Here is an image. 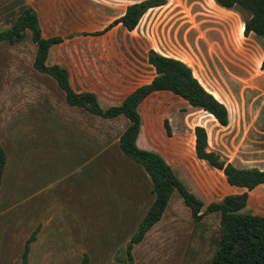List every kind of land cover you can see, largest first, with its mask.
<instances>
[{
  "label": "crops",
  "instance_id": "0c3cea01",
  "mask_svg": "<svg viewBox=\"0 0 264 264\" xmlns=\"http://www.w3.org/2000/svg\"><path fill=\"white\" fill-rule=\"evenodd\" d=\"M66 6H70L67 0H0V31L9 28L24 7H32L37 13L42 37L47 38L55 35L63 37L62 42L49 48L46 64H56L66 68L71 88L75 92H93L102 108L120 104L124 97L137 86L126 93H120L119 97L113 96L115 93L112 85H108L110 88L106 89L105 93L94 89L75 90L70 81L72 76L70 68L59 59H51L53 49L64 43L67 35L46 31L58 28H81L73 23L72 25L67 24L70 21L62 9ZM125 8L126 6L117 17L124 13ZM230 22L235 23L236 17L233 16ZM104 27L92 31H81L80 34L100 31ZM119 27L123 28L126 34H133L136 28L129 31L121 24H117L109 30ZM243 27L244 20L241 21L239 31L245 38L243 42L247 45L246 49L256 55V73L254 75L252 72L249 73V75H253L250 84L264 97V69H260V63L264 56V36L256 35L253 32L244 35ZM109 30L107 31L110 32ZM103 34L86 36L101 38ZM160 54L181 60L191 68L193 76L204 89L224 104L228 113V123L220 125L211 114L191 106L185 99L171 92L156 91L149 94L138 106L141 123L136 138L137 146L162 156L186 188L203 202L202 209L210 202L220 201L227 193L246 192V209L257 210V204L264 201V192L259 189V186H264V184H260L252 190L230 185L226 182L221 170L210 167L204 160L198 159L195 154L194 127L201 126L206 131L208 150L219 153L223 159L238 168H264V166L243 163L264 157V147H261L264 129L261 128L263 124L259 120V113L255 112L254 116L253 113L252 116L248 115L244 103L240 102V91L235 79L238 77L230 78L228 72L220 77H215L200 70V66L196 62V64H191L179 57ZM211 58L213 55H210ZM145 61L146 65L152 69L153 75L141 84L148 83L155 75L153 66L148 63L147 55ZM203 61H205V57L200 60V62ZM32 62V39L29 30L25 31L22 40L14 44L0 42V143L6 155L0 184V253L7 251L13 237L11 234L14 232L10 224L21 220L17 215L24 216L25 205L28 206L32 203L33 229L30 228L31 232L36 228L38 230L36 239L29 245L26 264H31L32 249L41 245L42 239H47L51 235L50 218L46 214L47 211L51 210L54 202L58 200L57 198H60L64 192L67 193L66 183L69 184L71 181L77 180L81 187L83 180L90 184L88 190L91 199L85 198L82 187L80 200L82 203L89 201V204H92L82 211L80 220H77V230L75 231L78 234L77 242L84 239L83 235L86 232L96 235V231L100 230L103 222L112 223L118 237L125 238L128 242L154 199L152 182L148 173L119 149V136L127 127L128 119L123 115L101 118L80 107L68 105L65 102L64 92L57 86L55 80L34 69L54 81L63 97L62 103H56L53 101L52 95L45 91L41 101L37 102L36 97L32 98ZM128 69L131 76V72H134L136 67L132 65ZM82 71L85 70L82 69ZM124 82L122 88L127 87L131 80L124 79ZM119 92L121 91L119 90ZM159 92L180 98L185 104L187 115L194 113L193 119L188 116L189 121H186L184 125L181 124V131H171L166 118L163 119L161 126L158 125L155 128L144 124L140 111L141 104L149 96ZM165 120L169 125L170 134H167L164 126ZM102 123L114 124L113 131L110 133L111 137H115L113 150H110L112 148L106 145L108 134L105 129H102ZM164 146H167V149H164ZM212 169L221 174L222 182H217L212 178ZM102 178L103 182H100ZM117 194L120 195L117 196ZM174 196H177L183 203L182 198L174 191L160 220ZM185 207L189 210L186 205ZM91 208H94L93 211ZM250 213L261 215L256 211ZM158 222L145 233L142 240L135 244L133 249L144 240ZM17 225H15V229L18 228ZM30 228L24 231L25 236H22L24 243L31 234V232L28 233ZM42 245L40 251L43 250L44 257H46L48 253L46 241ZM73 263L76 264V261ZM41 264H47V262L43 261Z\"/></svg>",
  "mask_w": 264,
  "mask_h": 264
},
{
  "label": "rangeland",
  "instance_id": "374dc122",
  "mask_svg": "<svg viewBox=\"0 0 264 264\" xmlns=\"http://www.w3.org/2000/svg\"><path fill=\"white\" fill-rule=\"evenodd\" d=\"M67 1L70 6L62 8L70 21L67 24L73 23L81 28H58L46 32L67 35L66 41L53 49L51 59H59L70 68V81L75 90L94 89L104 92L110 88L108 85H112L115 93L113 96L119 97L120 93H126L151 78L152 69L146 65L145 56L147 49L153 48L160 53L179 57L187 63L196 62L200 70L215 77L225 75L226 72L230 78L238 77L235 79L240 91V102L244 103L248 115L259 113V120L263 124L261 128L264 129V97L250 84V79L256 73V55L246 49L247 45L243 42L245 38L239 31L241 21L248 17V13L242 8L225 10L218 7L214 0H166L164 5L147 10L133 34H126L119 27L97 38L80 33L101 29L115 19L125 6L140 0ZM233 16L236 17L235 23L230 22ZM34 53L35 45L32 42V61ZM210 55L213 58L210 59ZM203 57L205 61L200 62ZM132 65L136 69L130 76L128 68ZM250 72L253 75H249ZM124 79L131 82L122 88ZM45 91L52 95L54 102L62 103V94L54 81L35 71L32 66V98L36 97L37 102L41 101ZM140 111L144 124L148 127L161 126L166 118L174 132L182 130L181 124L189 121L188 116L192 119L195 116L194 113L187 115L185 104L180 98L161 92L149 96L141 104ZM113 125L101 124L108 134L106 145L112 148L110 150H113L115 143V137L110 135ZM261 140L263 148L264 135ZM251 160L242 162L264 166V157ZM212 178L222 182L221 174L215 169H212ZM83 181L85 198L91 199L88 190L90 184ZM100 182H103V178ZM66 186L67 193L64 192L57 198L54 206L46 213L50 218L51 235L42 239V244L46 241L48 253L44 257L43 250L40 251L43 245L39 244L32 249L31 264H41L43 261L47 264H74L73 261H76L79 264L84 253L89 257V264H124V247L127 241L118 237L112 223L103 222L96 235L90 232L88 236L86 232L84 239L77 242V220H80L82 211L92 204L89 201L81 202L82 187L78 180L66 183ZM259 189L264 192V186H259ZM257 205V208L254 206L257 210L249 211L245 205L242 211H256L264 215V201ZM24 209V216L17 215L21 220L10 224L14 233L11 234L13 237L7 251L0 253V264H18L21 260L24 248L22 236H25L24 231L32 228L33 224L32 203L25 205ZM93 209L91 208L92 211ZM219 219V213L214 212L203 215L195 222L181 200L174 196L163 218L134 247V264H208L220 240ZM31 228L28 233L33 229Z\"/></svg>",
  "mask_w": 264,
  "mask_h": 264
},
{
  "label": "trees",
  "instance_id": "16d2710c",
  "mask_svg": "<svg viewBox=\"0 0 264 264\" xmlns=\"http://www.w3.org/2000/svg\"><path fill=\"white\" fill-rule=\"evenodd\" d=\"M214 2L226 9L239 7L245 10L248 17L244 20L243 34L248 35L249 32H253L264 36V0H214ZM165 3L166 0H141L128 4L124 13L113 19L102 30L82 34L100 35L117 24L132 31L148 9ZM26 30L30 31L32 42L36 47L33 68L55 80L57 86L64 92L65 102L68 105L80 107L101 118L123 115L129 121L119 136V149L148 173L154 199L125 244L124 264H134L133 246L140 242L145 233L160 220L174 191L189 208L195 222H198L203 215L219 213L220 240L208 264H264V216L242 211L247 201L246 192L226 195L220 201L210 202L202 209L203 202L186 188L162 156L151 150L139 148L136 144L141 123L138 106L149 94L156 91L171 92L185 99L191 106L211 114L220 125L228 123V113L224 104L204 89L193 76L189 66L181 60L149 49L147 60L155 71L152 79L134 88L120 104L102 108L93 92H75L71 88L66 68L56 64H46L49 48L62 42L63 37L59 35L42 37L38 16L32 7H24L11 26L0 31V42L14 44L24 38ZM260 69H264V56ZM164 126L167 134H170L166 120ZM194 134L196 157L204 160L210 167L221 170L228 184L245 187L247 190L264 184V168L235 167L219 153L207 149V136L203 127L195 126ZM5 162L6 155L0 143V184ZM37 230L34 229L25 240L19 264L27 263L29 245L36 239ZM79 264H89L86 253L82 254Z\"/></svg>",
  "mask_w": 264,
  "mask_h": 264
}]
</instances>
